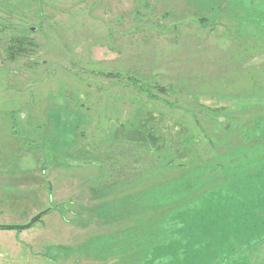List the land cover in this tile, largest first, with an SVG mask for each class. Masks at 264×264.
Wrapping results in <instances>:
<instances>
[{
    "label": "rangeland",
    "instance_id": "374dc122",
    "mask_svg": "<svg viewBox=\"0 0 264 264\" xmlns=\"http://www.w3.org/2000/svg\"><path fill=\"white\" fill-rule=\"evenodd\" d=\"M20 1L0 0L30 40L10 59L0 30V223L57 209L0 229V264H264V124L233 122L264 88V0ZM127 69L169 88L100 74Z\"/></svg>",
    "mask_w": 264,
    "mask_h": 264
},
{
    "label": "trees",
    "instance_id": "16d2710c",
    "mask_svg": "<svg viewBox=\"0 0 264 264\" xmlns=\"http://www.w3.org/2000/svg\"><path fill=\"white\" fill-rule=\"evenodd\" d=\"M23 1L24 0H21L20 3H22ZM28 1H30V0H28ZM40 3H43V2L42 1L38 2V7H37L38 8V11L41 10V8H40L41 7V4ZM218 14H220V16H222L223 13H221V10H219L218 11ZM232 15H233V17H240V18H242L240 15H237L236 13H233ZM236 20H237V22L239 21V19H236ZM236 24H238V23H236ZM144 25L145 24H141V26H144ZM0 30H2L3 33L8 32V29L7 28L0 27ZM23 30L24 29H22V32H21V31H19L17 29H13L10 32H8L9 35H5V37L8 38V41H9V46L7 47L9 49L8 50L9 53L7 54V56L10 59L17 58V57H15L16 52H18V50L22 51L24 49L23 47H25V46L22 45L21 42H30V40L27 39V36H26L25 32H23ZM27 30H28V27L26 28V31ZM22 34H24V35H22ZM36 64H37V61H34V62L30 63V65L32 66V68L40 67L38 65L39 63L37 65ZM102 71L103 70L100 71L101 72L100 74L102 76H105V77H107V76H109V77L115 76V77H118V81H123L124 82V85L121 86L122 90H129V88H131V89H134V90H136V91H138L140 93H145L146 96H148L150 98L157 97L155 92H163L164 93L169 88V87H166V86H163V85H159V83H155L153 81V79H151L150 75H143V73H141V71H139L137 69H127V71L123 75H121L118 72H115V74L112 75L111 72L110 73L109 72L102 73ZM33 72H35L37 75H39V76L42 77V75L40 74V72H41L40 69H38V68L33 69ZM121 76H125V79L120 80L121 79L120 78ZM253 76L254 75H251L248 78L249 79V83L251 84V88L248 87L249 90H247V91H248V93L250 92L251 95H253V96L254 95L255 96L257 95V97L256 98H250V94L248 96H247V94L242 95V96H240L241 98L240 97H237L238 99H249L250 98L251 99V104L248 106L245 103H238L237 102V105L235 107L236 109L234 110V112H237V114L240 113L241 116L239 115V117H234V119H233V122L234 123H237V124L240 123V124H243V125H250V124H252L253 121H256L255 124H257L258 122L264 124V102H260V98H264L263 97V95H264V88H262L261 83L260 84H256L254 82ZM113 80L116 81V79H113ZM112 83L113 84H117L114 81ZM236 94H238V93H236ZM259 95H261L260 98H259ZM104 100H102L99 103V106H101V108H103V109H105V107L107 106V103ZM44 105H45V102H44ZM248 107H250V108L247 109ZM14 111L17 112V113L20 112L18 109L17 110H14ZM238 111H239V113H238ZM44 128H45V126H44ZM12 132H14V130ZM115 138H116V136L115 137H111L110 139H115ZM123 145L124 146H122V147H117V146H115V144H109V152H111V151H113L115 149V153H117V156L118 157L124 155V156L129 157V159H131L132 158V155L128 152L129 151V147L126 146V144H123ZM117 148H119V150ZM121 150H123L125 152H121ZM123 159H124V157H123ZM129 159L126 158V160L124 162H121L119 164V166L116 167V169L114 170V172H113V170H110L111 173H113V176H121V178H123V176H124V169L127 167V166H125V163H129L132 160V159L131 160H129ZM189 165H190V163L187 164V167ZM194 165L196 167L198 165V163H193V166ZM122 168H123V170H122ZM130 168H131V166L128 167L127 172H128V170ZM39 169L41 170V172H44L46 170V169H44L43 165H41V167ZM112 182L113 181H111L110 183H112ZM87 183H88V181H87ZM47 191H48L49 194L51 193L50 185L47 186ZM81 193H78L77 194V191H76V192H73L72 194H70V197L67 198L69 200L66 201L68 204H66V202H64V208H65V210H68L70 206H74V205L80 206L79 205V202L82 205L85 204L84 203V198L81 196ZM111 197H113V195ZM78 200H79V202H78ZM13 204H16V202L13 203ZM246 206H247V204H246ZM46 207H51V210L57 209V207L55 205H53L52 203L49 204V205H47V206H45V207H43V209L46 208ZM199 207L200 206H198V205L195 206V207H193L191 213H189L188 207L187 206H184L182 208V210H180L181 216L183 218H192L196 214H198L197 211L200 209ZM197 208H198V210H197ZM254 208H255V210H250V211H253V212H249V208H248V211L247 212H243V214H245L244 217H248L249 216V218H251V219H249L250 222H252L253 219L254 220H257L259 218L258 217V212L259 211H256V206H254ZM92 209H93V207H92ZM40 210H42V209H40ZM39 220H41V219H39ZM253 239H254V237L252 238V240ZM246 240H247V238H246ZM170 242H174V241H170ZM241 245H243V243H241Z\"/></svg>",
    "mask_w": 264,
    "mask_h": 264
},
{
    "label": "water",
    "instance_id": "95a60500",
    "mask_svg": "<svg viewBox=\"0 0 264 264\" xmlns=\"http://www.w3.org/2000/svg\"><path fill=\"white\" fill-rule=\"evenodd\" d=\"M51 211V207H46L34 215H32L29 220L25 223H11V224H4L0 223V229L2 230H23L31 228L39 219H41L44 215Z\"/></svg>",
    "mask_w": 264,
    "mask_h": 264
}]
</instances>
